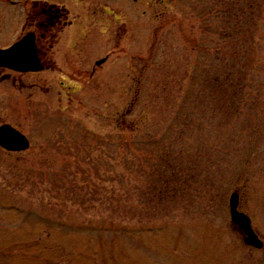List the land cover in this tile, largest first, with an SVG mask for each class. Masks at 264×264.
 <instances>
[{"label": "rangeland", "instance_id": "obj_1", "mask_svg": "<svg viewBox=\"0 0 264 264\" xmlns=\"http://www.w3.org/2000/svg\"><path fill=\"white\" fill-rule=\"evenodd\" d=\"M90 1L63 74L0 83V264H264V0Z\"/></svg>", "mask_w": 264, "mask_h": 264}, {"label": "flooded vegetation", "instance_id": "obj_2", "mask_svg": "<svg viewBox=\"0 0 264 264\" xmlns=\"http://www.w3.org/2000/svg\"><path fill=\"white\" fill-rule=\"evenodd\" d=\"M90 2L0 0V51L8 52L13 58L27 59L28 66L36 68L35 71L22 72L0 67V83H9V87H41L42 79L37 76L43 73L63 74L64 63L60 60L71 59V44L75 39L71 36V29L77 27L82 18L88 14L94 15L98 10L97 5L93 4L95 8L90 11L87 6ZM19 44V49H13ZM95 65L98 67L97 62ZM30 77L36 78L34 83L28 81ZM251 227L262 247L256 249L243 243L244 246L249 250H264V239L253 228L252 221ZM235 230L243 242V234L236 227Z\"/></svg>", "mask_w": 264, "mask_h": 264}, {"label": "water", "instance_id": "obj_3", "mask_svg": "<svg viewBox=\"0 0 264 264\" xmlns=\"http://www.w3.org/2000/svg\"><path fill=\"white\" fill-rule=\"evenodd\" d=\"M16 45L15 48H20ZM105 60L97 62L101 65ZM29 60L24 58H13L8 55V52L0 51V67L11 68L16 71L26 72L29 70L35 71V67L28 66ZM30 142L21 132L8 124L0 126V148L6 152L19 153L29 149ZM239 195L232 193L229 199V213L232 224L243 234V243L247 246H252L256 249L262 247V243L252 230L250 218L238 210Z\"/></svg>", "mask_w": 264, "mask_h": 264}]
</instances>
